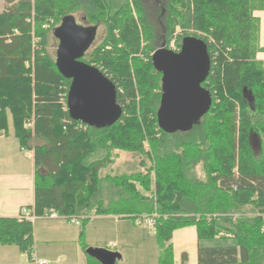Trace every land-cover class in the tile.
I'll list each match as a JSON object with an SVG mask.
<instances>
[{
	"label": "trees",
	"instance_id": "trees-1",
	"mask_svg": "<svg viewBox=\"0 0 264 264\" xmlns=\"http://www.w3.org/2000/svg\"><path fill=\"white\" fill-rule=\"evenodd\" d=\"M258 11H264V0H154L153 12L144 0H5L0 136L9 135L10 114L20 147L34 152V205L27 208L38 217L51 211L83 217L79 243L87 264H102L85 241L92 216L155 215L159 264H177L170 242L175 231L188 227L197 231L198 264H264V61L257 58L264 46ZM78 12L90 25L104 27L102 41L80 60L116 86L123 113L111 125L90 127L70 117L73 81L49 52L54 30ZM156 36L166 49L175 40L179 50L184 38L195 37L209 50L210 73L202 87L212 106L184 136L158 124L162 73L153 65ZM172 139L176 151L166 152ZM119 152L142 156L145 171L102 178ZM199 165L205 180L191 176ZM104 185L112 188L108 198ZM0 246H15L32 259L33 223L20 215L0 218Z\"/></svg>",
	"mask_w": 264,
	"mask_h": 264
},
{
	"label": "water",
	"instance_id": "water-1",
	"mask_svg": "<svg viewBox=\"0 0 264 264\" xmlns=\"http://www.w3.org/2000/svg\"><path fill=\"white\" fill-rule=\"evenodd\" d=\"M60 41L58 67L72 79L68 93V112L72 119L90 127L111 125L123 109L117 101L116 86L98 68L80 59L93 44L94 36L79 30L71 16L54 30ZM210 54L204 41L195 37L183 39L179 51L161 48L153 55V65L162 73V101L158 112L160 129L186 131L210 110L212 96L202 87L210 73ZM102 264H116L118 253L88 250Z\"/></svg>",
	"mask_w": 264,
	"mask_h": 264
},
{
	"label": "crops",
	"instance_id": "crops-1",
	"mask_svg": "<svg viewBox=\"0 0 264 264\" xmlns=\"http://www.w3.org/2000/svg\"><path fill=\"white\" fill-rule=\"evenodd\" d=\"M255 16L261 21L263 47L264 11L255 12ZM257 58L264 61V52H260ZM34 175V152L22 150L14 131L10 130L8 136H0V218H18L23 208L34 205ZM64 221L62 218L38 219L33 224L35 249L32 259L15 246H0V264H40L42 261L46 264H87V254L79 243L81 230L73 229L72 223ZM123 224V218L117 216H92L86 228V244L92 249L118 253L117 264H126L131 251L146 255L148 246L143 244L142 231H125ZM189 228L174 233L187 232ZM186 234L192 243L197 240L198 247L196 229L194 233L189 231ZM158 256L156 264H159Z\"/></svg>",
	"mask_w": 264,
	"mask_h": 264
},
{
	"label": "rangeland",
	"instance_id": "rangeland-1",
	"mask_svg": "<svg viewBox=\"0 0 264 264\" xmlns=\"http://www.w3.org/2000/svg\"><path fill=\"white\" fill-rule=\"evenodd\" d=\"M144 4L153 12L154 0H144ZM4 9H5V0H0V13H2ZM71 18H73V20L76 21V25L79 30H86L87 32H90L93 34L94 36V40L92 42L93 44L86 51L87 53H91L93 49L102 41L103 36H104V27L103 26L95 27V26L90 25L85 20L84 12L75 13L71 16ZM180 33H181V30L177 29L176 34H180ZM156 39H157L156 49L158 51L159 49L163 48V44L165 43V41L160 40L159 36H156ZM174 41L175 40H173L171 43H173ZM175 44H176V41H175ZM59 49H60V41L56 38H51V45L49 47V52L56 59L58 58ZM9 126H10L11 132L13 133L14 130H13V124H12V119H11L10 114H9ZM177 133L180 136H184L185 134H188L189 131L187 130L179 131ZM171 141H172L171 145L167 144V148L169 150L165 148L166 152L176 151L175 150L176 142L174 139H172ZM257 142L258 141H255V144H254L256 151H258ZM143 159L144 158L138 154H131L127 152L114 153L112 162L102 169L101 177L104 178L107 175H121V174H130L133 172L145 171V169L141 166V161ZM147 165L150 166L149 161L147 162ZM191 176L193 178L196 177V178H199L200 180H205L204 178L205 171H204L203 165H199ZM110 189L112 188L108 186L106 187V185H104L102 189V196H104L105 198H108ZM146 195H148V197L150 198L153 197V195H150V194H146ZM61 218L64 219L65 221L68 220L63 217ZM68 221H69V224L72 223L70 219ZM79 221L81 222V224L83 223V220H79ZM123 221L125 223L123 224L125 231L127 230L131 231V229L141 230L142 231L141 238H142L143 244L145 246H148V248H145L147 249L146 255H144V253H137L136 251H131L130 252L131 256L128 257V259L126 260L127 261L126 264H156L157 254H159L160 256V248L157 243L155 229L148 226L147 224V216L138 217L136 219L123 218ZM138 221H141L140 222L141 224H138ZM71 225L73 229H76V230L82 229V227L80 226H78L79 228L75 227L74 223H72ZM189 231H193L194 233L195 229L190 227L189 229H187V232L185 230H182L178 233L177 232L174 233L173 239L170 242L171 244H173V247L175 250V260L177 264H198V260H197L198 247H197V242H196L197 240L196 241L193 240V243H192V240L190 239L189 234H186V233H189ZM205 246H211V244L206 243ZM120 264H122V262Z\"/></svg>",
	"mask_w": 264,
	"mask_h": 264
},
{
	"label": "built area",
	"instance_id": "built-area-1",
	"mask_svg": "<svg viewBox=\"0 0 264 264\" xmlns=\"http://www.w3.org/2000/svg\"><path fill=\"white\" fill-rule=\"evenodd\" d=\"M175 47H176V44H175V41H174L173 43H171V48L175 49ZM27 127L29 129H33L34 121H32L31 123H28ZM20 216H21V218H24L25 220H28V221H30L32 223H34L36 220L39 219V217L35 215L34 210L33 209H29V208L22 209V212H21ZM42 218H45V219H59L60 216L55 211H51V212L46 213L45 215H43ZM156 219H157L156 215L153 216V217H147L148 226L154 228L155 227V223H156ZM79 220L80 219H71L70 221L72 223H74L75 225L80 226L81 222ZM140 222L141 221H138V224H141ZM40 264H46V261H44V262L42 261V262H40Z\"/></svg>",
	"mask_w": 264,
	"mask_h": 264
}]
</instances>
